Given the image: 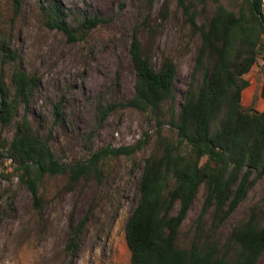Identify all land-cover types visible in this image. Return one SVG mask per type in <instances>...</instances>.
Masks as SVG:
<instances>
[{"label": "rangeland", "instance_id": "rangeland-1", "mask_svg": "<svg viewBox=\"0 0 264 264\" xmlns=\"http://www.w3.org/2000/svg\"><path fill=\"white\" fill-rule=\"evenodd\" d=\"M197 13L211 0H191ZM236 0H221L231 8ZM205 4V5H204ZM55 5L65 22L75 28L87 17L102 20L76 38L48 24ZM264 6V5H263ZM150 39L152 62L164 56L177 68L175 109L179 108L194 67L199 43L178 0H23L17 12L12 0H0V39H8L17 59L2 64L0 76L12 89L10 74L21 67L39 77L28 117L48 137L55 155L71 164L94 150L129 145L147 135L149 143L130 156L107 160L101 180L65 175L45 176L40 184L41 207L15 176L14 163L0 153V264H131L125 225L137 199V185L148 156L162 141L176 140L166 103L157 116L150 111L121 107L134 94L135 70L129 55L133 33ZM259 56L245 75L242 91L249 107L263 109L264 66ZM115 105L101 119L100 109ZM58 106L59 114H55ZM14 122L0 125V137L11 140ZM159 121V122H158ZM202 184L184 220L178 244L186 246L194 233L196 216L204 200ZM254 210L264 220V176L250 189L238 208L218 227L215 236L225 243L231 229ZM86 223L72 254L66 248L70 226ZM212 211L203 219L210 229ZM256 264H264V255Z\"/></svg>", "mask_w": 264, "mask_h": 264}, {"label": "trees", "instance_id": "trees-1", "mask_svg": "<svg viewBox=\"0 0 264 264\" xmlns=\"http://www.w3.org/2000/svg\"><path fill=\"white\" fill-rule=\"evenodd\" d=\"M23 0H12L17 12ZM197 13L191 0H178L194 34L198 35L194 67L175 109L174 61L164 56L155 68L151 37L142 41L133 33L129 55L135 70L133 96L121 107L150 111L156 116L168 103L169 123L176 140L162 141L144 158L139 177L138 199L127 218L125 239L131 264H256L264 255V220L252 209L249 217L233 226L225 243L215 233L243 202L250 189L264 176V107L256 98L246 107L242 91L249 86L245 75L256 63L264 44V0H236L228 8L211 0ZM205 5V4H204ZM49 26L70 39L85 33L102 19L87 17L75 28L65 22L56 5L48 15ZM2 64L17 59L8 39H0ZM12 89L0 76V125H11L22 107L11 140L0 137V153L14 163L19 183L41 207L40 184L45 176L65 175L101 180L107 160L130 156L149 143L144 135L129 145H107L87 158L65 163L53 152L49 139L35 129L28 115L39 77L21 67L10 74ZM115 105L101 108L103 119ZM55 114H59L58 106ZM159 122V121H158ZM204 185L205 194L196 216L194 233L186 246L177 242L180 228ZM212 211L210 229L203 225ZM86 218L70 226L66 248L75 253Z\"/></svg>", "mask_w": 264, "mask_h": 264}, {"label": "built area", "instance_id": "built-area-1", "mask_svg": "<svg viewBox=\"0 0 264 264\" xmlns=\"http://www.w3.org/2000/svg\"><path fill=\"white\" fill-rule=\"evenodd\" d=\"M259 56L261 57V62H262L261 64L264 66V44H263V47H262V50H261ZM261 93H262V99L264 101V82L262 84V91H261Z\"/></svg>", "mask_w": 264, "mask_h": 264}, {"label": "crops", "instance_id": "crops-1", "mask_svg": "<svg viewBox=\"0 0 264 264\" xmlns=\"http://www.w3.org/2000/svg\"><path fill=\"white\" fill-rule=\"evenodd\" d=\"M242 100H243V95L241 94V102H243ZM262 103H263V106H262V108H263L264 107L263 99H262ZM242 104H247V99H245L244 103H242Z\"/></svg>", "mask_w": 264, "mask_h": 264}]
</instances>
